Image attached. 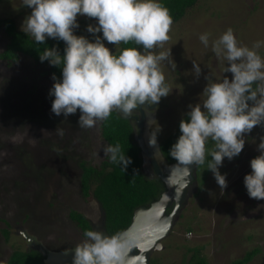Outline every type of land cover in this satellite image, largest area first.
<instances>
[{
	"label": "rangeland",
	"instance_id": "obj_1",
	"mask_svg": "<svg viewBox=\"0 0 264 264\" xmlns=\"http://www.w3.org/2000/svg\"><path fill=\"white\" fill-rule=\"evenodd\" d=\"M30 12L22 0H0V18H12L18 30ZM77 22L74 34L94 41L86 26L97 21L78 16ZM228 28L243 46L252 48L259 42L256 51L264 58V0H197L173 22L170 40L156 50L170 48L176 64L175 71L167 62L161 64L172 91L154 107L150 131L160 127L158 141L173 133L190 111L189 105L203 102L208 82H220L224 76L231 80L232 74L224 73L227 62L211 49V42ZM203 33L209 34L207 48L199 40ZM96 35L102 38V33ZM5 42L0 29V51ZM103 42L112 53L117 52L119 45ZM192 61L201 68L199 78L193 74ZM51 88L46 69L29 58L21 56L11 66L0 61V264L14 249L25 248L16 233L18 227L55 251L76 247L86 239L69 219L70 211L92 222L99 217L97 202L91 196L83 197L79 186V162L97 166L104 157L99 122L83 129L78 126L79 110L66 119L53 114ZM57 130H63V136ZM261 136L264 127L253 128L245 137L242 152L231 161L224 159L219 171L226 174L225 189H220L207 166L200 167L203 173L208 171L201 190L186 199L169 235L162 240L163 249L154 252L150 260L184 264L196 256L208 264H231L257 249L245 264H264V200L250 199L243 183L244 176L251 173L250 160L259 155L256 149ZM4 228L8 240L1 233Z\"/></svg>",
	"mask_w": 264,
	"mask_h": 264
},
{
	"label": "clouds",
	"instance_id": "obj_2",
	"mask_svg": "<svg viewBox=\"0 0 264 264\" xmlns=\"http://www.w3.org/2000/svg\"><path fill=\"white\" fill-rule=\"evenodd\" d=\"M22 6L31 12L21 29L36 44L49 38L65 44L63 56L55 46L45 48L39 56L50 66H62L61 79L53 75L49 90L54 97L51 111L56 116L66 119L79 110L78 126L89 129L113 111L131 117L139 106L158 105L171 93L161 64L167 62L173 71L176 64L170 48L156 50L170 40L173 18L158 0H22ZM78 16L97 21L86 26L94 41L74 34L79 28ZM97 33H102V38ZM199 40L209 46L208 33L201 34ZM103 41L114 46L133 43L143 51L128 47L116 56ZM259 47V42L252 48L241 45L231 28L211 42L212 52L227 62L224 73L232 76L231 80L224 76L220 82H208L202 93L206 98L189 105L188 120L179 122L181 134L169 155L184 168L186 177L191 174L187 166L204 165L206 155H210L207 169L220 189H225L226 174L219 171L224 159L237 157L253 128L264 127V58L256 51ZM192 65L194 76L199 78L200 66L194 61ZM57 131L63 136V130ZM159 131L156 125L150 144L156 143ZM209 141L214 142L211 150L206 148ZM256 150L259 155L250 160L251 173L244 176L243 183L250 199L264 200V136ZM103 152L122 171L132 162L119 144H105ZM84 237L73 250L72 264H129L131 242L123 233L107 236L89 230Z\"/></svg>",
	"mask_w": 264,
	"mask_h": 264
},
{
	"label": "trees",
	"instance_id": "obj_3",
	"mask_svg": "<svg viewBox=\"0 0 264 264\" xmlns=\"http://www.w3.org/2000/svg\"><path fill=\"white\" fill-rule=\"evenodd\" d=\"M196 1L158 0L164 7L168 8L173 22L181 19L186 9L192 7ZM0 29L6 38V42L0 51L1 62L11 66L23 56L43 66L50 77L52 85L54 83L53 75H55L57 80L61 79L62 66H50L48 61L41 62L39 56L45 48H52L53 46L63 56L65 48L63 41L46 39L44 44H36L30 35L18 30L14 20L8 17L0 18ZM128 47H137L138 50L143 51L141 46L133 43H121L117 52L113 54L118 56L124 48ZM182 119L187 121V115ZM98 122L99 139L102 142V147L105 144H112L113 146L119 144L125 156L130 157L132 161L125 171H122L118 165L110 163L105 155L97 166L90 165L83 160L79 162L81 170L79 176L80 191L83 197L91 196L97 202L101 212L104 214V229L111 236L123 231L130 224L132 213L137 207L148 206L150 202L156 200L164 190V185L159 179L149 177L142 170L141 152L130 123V117L120 116L117 111H113L106 120ZM179 122L172 134L159 141L161 153L167 163L176 161L169 155V150L181 134ZM206 148L208 150L213 149L214 142L209 141L206 144ZM210 159V155H206L204 166H207ZM201 166L196 167L195 182L197 184V192L201 190L204 177L208 172L205 171L203 173ZM68 217L76 225L83 237L85 231L92 230L89 221L83 214L70 211ZM1 233L4 239L8 240V230L4 228ZM257 251V249H253L247 252L243 258L235 260L231 264H245L251 260ZM43 259L44 256L41 252L32 248L14 249L3 264H43ZM150 264L155 263L151 260ZM184 264L208 263L203 258L195 256Z\"/></svg>",
	"mask_w": 264,
	"mask_h": 264
},
{
	"label": "water",
	"instance_id": "obj_4",
	"mask_svg": "<svg viewBox=\"0 0 264 264\" xmlns=\"http://www.w3.org/2000/svg\"><path fill=\"white\" fill-rule=\"evenodd\" d=\"M138 110V108L133 110L132 115L138 114L139 119L136 123L131 122V126L134 132L138 129L136 142L141 152L142 170L148 176L159 179L164 185V190L148 206L137 207L132 213L130 224L120 233L131 242L129 264H150L151 255L163 249L162 240L169 235L177 221V213L181 206L197 190L195 182L197 166H187L191 174L186 177L184 168L178 165L177 161L167 163L161 153L158 139L156 138L155 144L149 143L154 110L148 112L146 118L142 111L137 113ZM92 230L109 236L104 229L103 214ZM16 233L22 238L25 248L41 252L44 256L43 264H72L75 248L51 251L42 246L26 229L18 227Z\"/></svg>",
	"mask_w": 264,
	"mask_h": 264
},
{
	"label": "flooded vegetation",
	"instance_id": "obj_5",
	"mask_svg": "<svg viewBox=\"0 0 264 264\" xmlns=\"http://www.w3.org/2000/svg\"><path fill=\"white\" fill-rule=\"evenodd\" d=\"M154 107H155V105L139 106V107H138L139 110L137 111V113L140 112V111H142L144 117L146 118L147 113L150 112V111H153V110H154ZM135 110H137V109H135ZM138 119H139L138 114H137V115H132V116L130 117V123H131V122L136 123V121H137ZM137 132H138V129H136V131L134 132V133H135V136H136ZM144 173H145V172H144ZM145 174H147V173H145ZM149 177H150V176H149ZM153 178H154V177H153ZM98 206H99V205H98ZM168 211H169V210H168ZM102 214H103V213L101 212V210H100V208H99V217H98L97 221L92 222L91 220H89V219L86 218V219L89 221V223H90L92 229H93V226H94L96 223H98V222L100 221ZM103 216H104V214H103ZM81 238H84L83 235H81ZM72 248H75V247H72ZM46 249H47V248H46ZM66 249H68V248H66ZM66 249H63V250H66ZM53 250H54V249H53ZM55 251H58V250H55ZM150 261H151V260H150Z\"/></svg>",
	"mask_w": 264,
	"mask_h": 264
}]
</instances>
